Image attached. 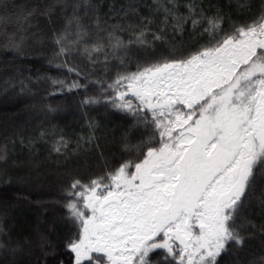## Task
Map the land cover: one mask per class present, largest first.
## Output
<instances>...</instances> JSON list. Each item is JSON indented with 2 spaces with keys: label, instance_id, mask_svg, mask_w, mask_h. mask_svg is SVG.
Returning a JSON list of instances; mask_svg holds the SVG:
<instances>
[{
  "label": "snow or ice",
  "instance_id": "obj_1",
  "mask_svg": "<svg viewBox=\"0 0 264 264\" xmlns=\"http://www.w3.org/2000/svg\"><path fill=\"white\" fill-rule=\"evenodd\" d=\"M154 3L174 31L203 23L216 44L118 76L107 86L116 92L112 107L133 117L124 150L142 158L87 185L75 180L66 190L67 216L77 229L66 245L74 264H151L161 253V264H217L230 244L244 243L236 227L244 209L255 202L264 210V12L216 39L219 12L205 16L190 0L184 16L179 0ZM146 36L141 29L130 43L143 46ZM63 40L56 38L58 55L67 51ZM122 47L116 39L113 48ZM137 130L147 138L130 143Z\"/></svg>",
  "mask_w": 264,
  "mask_h": 264
},
{
  "label": "trees",
  "instance_id": "obj_2",
  "mask_svg": "<svg viewBox=\"0 0 264 264\" xmlns=\"http://www.w3.org/2000/svg\"><path fill=\"white\" fill-rule=\"evenodd\" d=\"M189 2L179 0L180 15L187 16L184 5ZM196 3L205 16L222 15L216 39L264 12V0ZM164 19L154 0H0V156L2 150L6 159L0 162V172H5V178L0 174V264H74L66 245L77 229L67 216L66 190L75 180L87 185L125 161L142 158L124 150L133 117L112 107L116 92L107 86L118 76L186 59L216 44L204 33L206 24L194 29L189 22L174 31L171 18ZM141 29L147 36L139 47L130 41ZM58 36L67 49L59 55ZM116 39L126 50L113 48ZM124 51L128 56H122ZM73 84L80 87L71 88ZM87 98L99 102L84 105ZM126 99L137 103L131 96ZM16 138L24 140L20 149L13 143ZM146 138L140 130L129 134L130 143ZM47 202L54 208L41 205L46 215L40 222L38 203ZM236 227L243 245L230 244L217 264H264V210L253 202ZM25 244L30 246L23 249ZM162 257L153 254L151 264H161Z\"/></svg>",
  "mask_w": 264,
  "mask_h": 264
},
{
  "label": "rangeland",
  "instance_id": "obj_3",
  "mask_svg": "<svg viewBox=\"0 0 264 264\" xmlns=\"http://www.w3.org/2000/svg\"><path fill=\"white\" fill-rule=\"evenodd\" d=\"M138 46L140 47L141 45H139L138 44ZM102 52V51H101ZM100 52V58H102V56H103V54ZM126 52L124 51V53H122V56H128V53H126ZM25 91H27V90H25ZM24 91V92H25ZM29 91V90H28ZM60 115L62 114V112L60 111V110H58L57 111ZM58 114V115H59ZM52 117H55L56 118V116H52ZM86 122H87V120H86ZM88 123V122H87ZM88 126V125H87ZM104 131H106V127L103 129V132ZM111 133H113V132H111ZM92 139H94V137L92 138ZM15 145H16V149L17 148H22L23 146H24V140H23V138L21 139V138H16L15 140H14V142H13ZM3 151L1 150V155L3 156V159H0V162L1 163H4L5 161H6V159H5V156H4V153H2ZM14 152H17V150H14ZM14 152L12 151V157H15V155H14ZM108 155V154H107ZM0 174H2V178H5L4 177V175H5V172L4 171H2V173L0 172ZM13 181L14 180H10L9 182V184H12L13 183ZM38 204H40L39 205V208H40V218H39V221L41 222L42 220H43V215H46V212H45V210L43 211V212H41V210H42V207H40L41 205L42 206H45V205H47V204H50V202H47V203H38ZM50 208H51V210L54 208V205L53 204H50ZM42 223H44V222H42ZM12 227V226H11ZM1 232H2V229H1V227H0V234H1ZM12 236H13V234H12ZM0 238H1V236H0ZM13 238V237H12ZM34 240H35V238H34ZM7 242L10 244V242H11V240H9V239H7ZM30 245H28V244H25L24 245V247H23V249H26V248H28ZM5 247V246H4ZM5 249H7L6 247H5ZM15 251H17L16 253H20L21 252V250H18V249H15ZM16 253H14V254H16ZM236 259H238V257L236 258ZM238 262V261H237Z\"/></svg>",
  "mask_w": 264,
  "mask_h": 264
}]
</instances>
